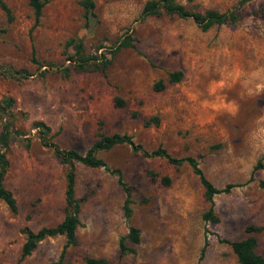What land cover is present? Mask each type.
I'll use <instances>...</instances> for the list:
<instances>
[{
    "label": "rangeland",
    "instance_id": "374dc122",
    "mask_svg": "<svg viewBox=\"0 0 264 264\" xmlns=\"http://www.w3.org/2000/svg\"><path fill=\"white\" fill-rule=\"evenodd\" d=\"M0 1L12 17L8 22L0 10V68L29 75H0V100H12V123L23 134L6 153L3 186L17 211L0 201V264H55L64 244L63 236L49 237L19 259L21 229L54 226L64 214L65 167L40 145L31 129L38 121L61 149L83 154L99 134H124L147 151L161 146L173 158H195L215 188L245 183L215 195L216 222H205L209 204L186 164L145 158L124 145L97 152L121 172L131 215L128 221L122 215L124 193L114 176L75 163V197L82 202L77 242L66 249L65 264L87 257L110 264H238L218 239L240 240L247 226L264 225V159L252 172L264 156V0H249L234 23L206 31L164 14L138 20L149 0H91L89 13L81 0H44L36 24L26 0ZM173 1L192 12L226 13L239 0ZM123 35L133 48L108 54ZM31 52L37 64L30 63ZM79 55H104L109 64L98 70L89 62L75 71ZM63 69L66 77L57 72ZM172 72L181 73L178 82H168ZM115 98L123 104L115 106ZM129 226L139 242H126L131 252L120 255L118 242ZM253 236L255 253L264 257V232Z\"/></svg>",
    "mask_w": 264,
    "mask_h": 264
},
{
    "label": "trees",
    "instance_id": "16d2710c",
    "mask_svg": "<svg viewBox=\"0 0 264 264\" xmlns=\"http://www.w3.org/2000/svg\"><path fill=\"white\" fill-rule=\"evenodd\" d=\"M29 8L33 14L34 24L38 22L40 17L41 10L45 4L44 0H26ZM249 0H239L234 11H229L226 13H217L212 10H207L203 13L192 12L185 9L180 4L175 3L173 0H149L146 1L138 15V20H143L146 17L157 16L160 14L168 16H176L180 19H190L201 31L208 30L213 25H222L227 23H234L238 17L236 10L242 6L244 3ZM80 4L82 5L84 11L89 13L93 9V3L91 0H81ZM0 10L4 13L5 18L8 22L12 20L9 9L6 5L0 1ZM132 38L130 35H123L115 44V46L108 52V54H114L121 48L129 47L133 48L131 43ZM72 43L69 41L68 44ZM81 45H76V53L80 54ZM77 63H74L75 71H83L88 68L89 62H95L94 68L104 70L109 61L104 55L99 57L95 56H82L79 55L76 59ZM30 63L37 64L35 60L34 52H31ZM98 66V67H97ZM53 67H48L47 71L55 72L58 69H52ZM63 77H66L68 72L66 69L59 70ZM0 75L8 76L11 78H27L29 75L24 70L10 71L9 69H1ZM181 77L180 72H172L168 74V82L174 83L178 82ZM161 88V83H158L155 87ZM123 103L119 99H114L115 106H121ZM13 102L11 99H1L0 100V119H3L0 127V201L7 207L10 213L15 214L17 211L16 202L12 193L3 186V179L8 168V162L6 159V153L9 149V144L12 139L20 138L23 136L21 131L14 128L13 126V115L10 113ZM31 129L35 131L36 137L40 145L44 148H47L51 151L53 156L57 161L65 167V186L63 191L64 197V214L63 218L59 223L51 227H41L35 231L31 230L27 226L21 229V234L24 236L23 243L20 248L19 259H23L29 256L33 250L36 248L37 244L42 240L54 237V236H63L64 244L62 245L61 251L58 255L57 261L55 264H65L64 257L65 251L69 247L76 245V236L75 231L79 225L78 215L80 212V206L82 199H77L75 197V169L74 164L78 163L88 168H101L108 174L116 178L117 185L121 188L124 193V199L122 202V215L126 221L130 218L131 215V200L129 188L122 180L121 172L118 169H111L107 164L96 156L97 152L107 151L116 146H127L131 152L140 153L145 158H163L167 163L175 166H180L186 164L193 175L198 179L203 190V198L209 204L208 208L202 214V220L205 222H216V218L213 213V202L212 198L215 195L227 194L233 188L243 186V184H226L222 188H215L202 174L201 170L198 168V163L195 158L185 157L176 159L167 154V152L161 147L157 146L151 151H147L142 148L141 145L132 141L130 136L124 134H111V135H102L99 134L98 139L95 140L90 147L83 153L79 154L72 149H61L55 144L52 139L54 134H51V131L48 126H46L41 121L33 123ZM25 139V138H24ZM28 146V143L27 145ZM264 159V156L259 158L255 165L252 168V172L259 169L261 164L260 161ZM150 176L154 175L150 173ZM251 177L246 181L249 182ZM161 183L167 185L169 179L167 177H161ZM264 232V225L261 226H247L245 228L246 237L236 241H228L224 239H218L219 243L227 244L233 255L236 258L238 264H264V257L255 253L256 239L254 238V233ZM129 242L131 244H137L139 242L138 230L132 226H129L127 233L122 237L119 242V253L120 255H125L130 253L131 249L127 248L125 243ZM207 245L206 238L203 240L202 247L200 248L199 255L197 258V263L203 258L204 250ZM83 264H110L104 259L96 258H85Z\"/></svg>",
    "mask_w": 264,
    "mask_h": 264
}]
</instances>
